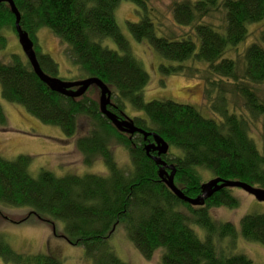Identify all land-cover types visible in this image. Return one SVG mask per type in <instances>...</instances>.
<instances>
[{"label": "trees", "instance_id": "1", "mask_svg": "<svg viewBox=\"0 0 264 264\" xmlns=\"http://www.w3.org/2000/svg\"><path fill=\"white\" fill-rule=\"evenodd\" d=\"M12 1L41 69L52 76L58 71L57 63L37 45V32L47 28L66 45V54L80 76L98 78L113 89L109 110L130 118L125 113L128 107L135 113L130 119L137 127L156 133L168 144L161 159L176 168L174 184L187 197L201 192L200 169L209 171L213 178L239 180L264 189V137L259 149L251 135L254 123L260 124L264 135V101L254 90L264 83V0L174 2L173 20L178 26L191 28L192 34L187 36L165 33L146 0H127L136 5L138 14L136 22H128L130 35L137 42L147 41L169 62L159 66L164 75L200 76L207 100L215 90L226 93L229 105L228 94L234 101L241 99L242 110L238 112L235 108L228 111L229 105L211 106L218 119L203 117L191 105L169 100L144 102L142 90L149 75L115 21L114 10L121 0ZM218 15L219 24L205 21ZM257 24L261 26L258 34L237 59L225 58L229 50L247 41L249 28ZM9 30L16 35L14 16L6 3H0V52L6 48L4 33ZM106 40L117 49L103 46ZM91 89L80 98H69L50 91L24 56L11 54L8 62L0 60L1 98L22 106L39 122L58 127L65 136L75 137L74 146L83 163L92 166L100 161L105 169L104 174L64 177L40 170L34 177L29 170L30 157L0 158V204L30 209L19 223L31 216L43 222H60L59 237L83 247L91 264H128L107 244L118 224L124 226L145 260L158 251L160 264H256L219 244L223 238L234 239L237 233L232 223L212 219L209 210L220 206L235 209L238 200L230 189L215 192L201 207L176 198L159 179L158 166L144 150L151 138L118 132L100 113L98 101L89 94ZM5 117L0 105V122H5ZM80 120H86L88 129L77 136ZM115 147L127 151L126 166L116 159ZM192 225L203 231V238ZM240 235L264 247V213L244 215ZM0 261L59 264L50 254L16 253L1 235Z\"/></svg>", "mask_w": 264, "mask_h": 264}, {"label": "rangeland", "instance_id": "2", "mask_svg": "<svg viewBox=\"0 0 264 264\" xmlns=\"http://www.w3.org/2000/svg\"><path fill=\"white\" fill-rule=\"evenodd\" d=\"M146 1L148 7L153 9L154 15L159 17L161 28L165 33L185 36L192 34L191 28L178 26L173 20L171 13L172 4L180 0ZM136 10L137 7L133 2L121 0L114 10V18L119 30L129 41L134 57L149 75V81L142 90L144 102L169 100L179 104L191 105L203 117L218 119L212 113L211 106L227 107L229 104L226 93L223 95L218 90H215L211 98L207 100L205 96V81L200 76L188 78L181 75H164L159 66L167 65L169 62L162 59L147 41L137 42L130 35L128 22L137 21L138 14ZM205 21H213L219 24L221 18L218 15L213 19L206 18ZM260 27V24L252 25L249 28L251 34L247 41L240 44L236 49L229 50L224 57L233 60L237 59L239 54L255 39ZM4 35L7 39V45L5 50L0 52V60L5 63L8 62L11 54L24 56L17 36L10 30L6 31ZM36 37L37 45L42 54L48 55L58 65V71L53 77L63 81L85 79V75L80 76L78 68L68 58L66 45L62 44L50 30L47 28L39 29ZM103 46H107L112 50L117 49L116 45L110 40H106ZM45 73L52 76L49 71H45ZM93 88L89 94L94 100L98 101L99 90L95 87ZM254 90L264 101V83L254 86ZM227 97L231 102L228 111L232 110V108H235L237 112L242 110L241 99L234 101L235 98L230 94ZM0 105L6 116L5 122H0V158L14 160L18 156L30 157L29 170L34 177L37 176L40 170L51 172L56 177L105 173L104 165L100 161H97L92 166H87L83 163L82 155L74 146L75 137L69 138L58 127L48 126L39 122L28 114L22 106L4 101L1 95ZM125 113H129L127 115L130 118L135 114L129 111L128 107H126ZM78 126L77 136L84 135L88 129L86 120H80ZM251 135L257 140V146L260 149L261 137H264V135L259 123L252 125ZM114 152L120 165L126 166L128 163L127 151L122 147H115ZM197 174L202 183L212 178V174L207 170L200 169ZM229 189L230 194L238 200V206L235 209L224 206L212 208L209 210V215L218 223H232L237 235L234 239L223 238L219 244L221 247L228 245V251L233 254H243L256 264H264V247L256 242L245 241L240 235L241 218L250 213H264V202L256 200L242 189ZM29 212L30 209L28 208H13L0 204V235L14 252L24 256L50 254L56 258L59 264H91L90 259L85 255L83 247L72 245L65 238L59 237L62 233V224L60 222H43L38 217L31 216L28 220L19 223V221L29 215ZM192 228L200 238L204 237L203 231L197 226L192 225ZM107 244L120 260L128 264H160V253L158 251L153 254L150 260H145L141 256L130 241L122 224L116 226ZM0 264L5 263L0 261Z\"/></svg>", "mask_w": 264, "mask_h": 264}, {"label": "water", "instance_id": "3", "mask_svg": "<svg viewBox=\"0 0 264 264\" xmlns=\"http://www.w3.org/2000/svg\"><path fill=\"white\" fill-rule=\"evenodd\" d=\"M0 3H6L9 6L10 11L14 16V29L22 53L39 80L44 83L50 91L69 98H80L91 87L98 89L99 111L118 132L129 136L140 134L143 136L144 140L149 137L151 138V141L145 144L144 150L158 166L159 179L173 193V195L176 196V198L188 203L191 206L197 207L203 206L206 199L223 188H239L252 195L256 200L264 202V189L251 186L239 180H225L221 178H212L207 182L202 183L200 187L201 192L197 197H187L181 189L174 184L176 168L173 165L166 164L161 159V156L167 154L169 149L168 144L163 140V138L154 132H148L137 127L132 119L127 117L121 118L109 110L108 108L112 105V91L100 79L87 77L79 81H63L47 75L39 65L32 40L29 38L27 32H25L20 26V15L14 2L12 0H0ZM114 228L115 227L112 228L111 233Z\"/></svg>", "mask_w": 264, "mask_h": 264}, {"label": "bare ground", "instance_id": "4", "mask_svg": "<svg viewBox=\"0 0 264 264\" xmlns=\"http://www.w3.org/2000/svg\"><path fill=\"white\" fill-rule=\"evenodd\" d=\"M192 207H194V206H192ZM197 207H201V206H197Z\"/></svg>", "mask_w": 264, "mask_h": 264}]
</instances>
